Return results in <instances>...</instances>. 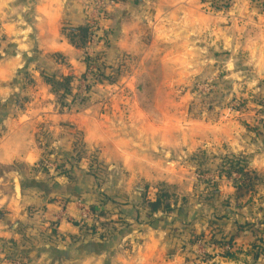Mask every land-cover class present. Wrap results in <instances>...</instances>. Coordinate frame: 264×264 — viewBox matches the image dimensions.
I'll list each match as a JSON object with an SVG mask.
<instances>
[{"label": "rangeland", "instance_id": "obj_1", "mask_svg": "<svg viewBox=\"0 0 264 264\" xmlns=\"http://www.w3.org/2000/svg\"><path fill=\"white\" fill-rule=\"evenodd\" d=\"M97 1L92 6L96 17ZM203 3L210 13L208 29L219 24L224 31L218 36L219 47H212L211 38L216 39L215 35H204L212 47L203 53L206 64L199 62L177 69L169 66L165 63L168 43L162 38L154 50L160 56H154L149 65L137 67L144 72L138 82L118 77L119 66L111 68L100 47L105 44V10L104 18L96 23L101 36L93 40L90 34L81 46L84 70L71 80V94L60 88L62 108L82 112L91 103H98L102 122L113 127L118 137L134 139L135 149L141 150L139 145L143 142L144 155L139 151V157H101V150H88L84 131L76 128L74 162L66 159L59 163L48 156L39 163L38 170L45 180H67L64 176L72 171L92 177V187L86 178L82 181L89 189L88 218H103L97 227L103 226L104 234L105 226L136 231L138 220H155L162 235L161 264H264V194L256 184L251 191H240V174L229 171L235 167L230 160L251 157V151L264 152V0ZM225 12L228 14L222 18L212 16ZM111 90L118 92L119 97L113 98ZM67 97L70 101H66ZM137 104L142 110L138 116L132 110ZM110 108L116 113L109 112ZM218 133L224 138L221 144L217 142ZM192 139L202 140L203 145L195 146L193 151ZM153 140L158 142L157 147L152 145ZM233 147L241 149L233 152ZM111 161L112 168L107 164ZM244 164L245 170L250 171L246 161ZM155 165H159L155 169L161 176L153 180L156 170L151 168ZM120 167L123 174L119 175ZM4 171L0 167V175ZM121 182L137 189L145 185L146 189L140 191L146 194L134 205L114 200L108 188H120ZM91 193L97 195L91 198ZM153 204L158 206L155 213L151 210ZM252 211L257 213L256 222L247 220L248 214L254 219ZM135 212L142 218L135 220Z\"/></svg>", "mask_w": 264, "mask_h": 264}, {"label": "crops", "instance_id": "obj_2", "mask_svg": "<svg viewBox=\"0 0 264 264\" xmlns=\"http://www.w3.org/2000/svg\"><path fill=\"white\" fill-rule=\"evenodd\" d=\"M94 2L0 0L3 31L0 41V167L6 170L0 175V264H12L9 260L13 258H22L29 264H161L162 235L155 220H138L136 231L105 226L104 234L103 226L97 227L103 218H88L86 192L89 189L82 185L87 175L72 171L68 177L61 175L67 180L63 177L45 180L38 170L39 163L48 156L59 163L66 159L74 162L76 128L84 131L88 150H101V157L117 154L139 157V151L144 155L143 142L137 144L141 150L135 149L134 139L118 137L113 127L102 122L98 103H91L82 112L73 108L66 110L60 105L62 91H55L47 80L51 77L61 82L65 77L73 79L83 72L84 49L77 46L79 41L75 35L80 28L91 27ZM106 10L102 21L105 44L100 47L110 67L119 66L118 77H128L133 82H138L144 73L137 67L160 56L154 50L162 38L168 43L165 63L177 69L199 62L206 64L203 53L214 44L219 47L218 36L224 32L219 24L208 29L210 13L203 0H108ZM225 14L228 13L212 16L218 19ZM207 33L216 36V39L211 38L212 47L204 37ZM112 92L113 98L119 97L118 92ZM133 94L136 98L134 91ZM66 101H70V97ZM111 108L108 111L116 113ZM140 108L139 104L132 108L137 116L142 114ZM223 139L219 134L218 144ZM192 141L195 142L192 150L203 145L202 140ZM152 145L157 147L158 142L153 140ZM238 149L233 147L232 151L238 152ZM251 152L253 156L239 158L258 176L256 188L264 194V152ZM107 164L112 168V161ZM155 168L160 167L155 165L152 171ZM122 171L120 167L118 174H123ZM152 174L153 180L161 176L158 169L156 175ZM16 177L21 183L18 198L13 190ZM92 179L86 178L90 187ZM122 182L120 188L117 185L108 188L114 200L134 205L146 194L140 191L146 189L145 185L137 189ZM93 195L97 193H91L90 197ZM251 215H246L247 220L256 222L257 213L253 212L254 219ZM137 216L135 212V220L142 218ZM156 216L154 214V218ZM84 225L93 228L95 233L86 234Z\"/></svg>", "mask_w": 264, "mask_h": 264}, {"label": "trees", "instance_id": "obj_3", "mask_svg": "<svg viewBox=\"0 0 264 264\" xmlns=\"http://www.w3.org/2000/svg\"><path fill=\"white\" fill-rule=\"evenodd\" d=\"M91 27H86V28H80L79 30V34L75 35L77 38H79V43L77 44V46H82L86 43L87 39L89 38L90 34H91ZM48 83H50L55 91H59L60 88H63L64 93L65 94H71V91L69 90V85L70 82L72 80L71 77H65L62 79V81H56L54 78L49 77L48 79ZM234 163V168H231L229 171L232 172H237L240 174L241 178L239 179L241 182V185H239V190L243 191H251L254 189L255 184H256V180L257 177L255 175L254 172L252 171H247L245 170V164H244V160L241 158H237V160H230ZM158 206L156 204H153L151 207V210L153 213L157 212ZM83 229L85 231L86 234H91L93 235L95 232L93 230V228L86 227L85 225L83 226ZM261 242L264 243V237L261 239ZM220 245H229L230 242L228 243H222L219 242ZM229 251L225 252L226 256H229L230 253H228Z\"/></svg>", "mask_w": 264, "mask_h": 264}, {"label": "built area", "instance_id": "obj_4", "mask_svg": "<svg viewBox=\"0 0 264 264\" xmlns=\"http://www.w3.org/2000/svg\"><path fill=\"white\" fill-rule=\"evenodd\" d=\"M95 5L96 6H95L94 11L97 12V17L93 15V17L91 19L92 25H94V26H91V31H92L91 37L93 38V40L97 39L98 35L101 36L100 27H96V23L98 21H100L102 18H104L105 13L107 12V11L105 12V10L107 9V2L105 0H98ZM105 18H106V16H105ZM105 18L103 20H105ZM97 25H99V23ZM2 36H3V31L1 30V25H0V41L3 38ZM12 264H25V263L16 259V260L12 261Z\"/></svg>", "mask_w": 264, "mask_h": 264}, {"label": "water", "instance_id": "obj_5", "mask_svg": "<svg viewBox=\"0 0 264 264\" xmlns=\"http://www.w3.org/2000/svg\"><path fill=\"white\" fill-rule=\"evenodd\" d=\"M14 193L15 195L18 197H20V194H21V183H20V180L16 177L14 178Z\"/></svg>", "mask_w": 264, "mask_h": 264}]
</instances>
